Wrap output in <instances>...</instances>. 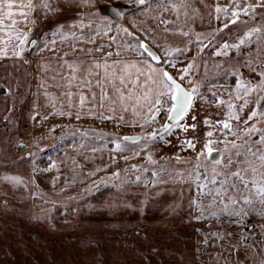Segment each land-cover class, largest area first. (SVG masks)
Listing matches in <instances>:
<instances>
[{"label":"rangeland","instance_id":"obj_1","mask_svg":"<svg viewBox=\"0 0 264 264\" xmlns=\"http://www.w3.org/2000/svg\"><path fill=\"white\" fill-rule=\"evenodd\" d=\"M35 20L0 61V264H264V0H37ZM38 52L147 59L149 113L50 114Z\"/></svg>","mask_w":264,"mask_h":264},{"label":"crops","instance_id":"obj_2","mask_svg":"<svg viewBox=\"0 0 264 264\" xmlns=\"http://www.w3.org/2000/svg\"><path fill=\"white\" fill-rule=\"evenodd\" d=\"M36 5L37 0H0V61L18 60L30 50L36 23ZM41 47H37L40 52ZM38 53L34 56L39 58L36 62L37 90L41 105L47 107L50 114L62 116L66 120L70 118L67 116L76 114L78 118L122 120L132 124L149 113L150 65L145 66L147 82L142 77V85L136 86L138 82L135 78L122 76L120 72L133 73L142 65L104 59L102 56L58 57ZM147 61H144L143 66ZM145 67L142 69L145 70ZM145 84L146 92L143 90ZM138 87L142 88H139L142 101L135 108Z\"/></svg>","mask_w":264,"mask_h":264},{"label":"water","instance_id":"obj_3","mask_svg":"<svg viewBox=\"0 0 264 264\" xmlns=\"http://www.w3.org/2000/svg\"><path fill=\"white\" fill-rule=\"evenodd\" d=\"M35 44V40H33L30 44V46L32 47L33 45ZM143 50L145 51V53L156 63V64H160L161 63V57L160 55L158 54V52L149 44H145L143 46ZM177 86V89H178V94L176 96V100H175V110H174V113H173V119L177 120L180 116H182V114L184 113V111L189 107L187 105H182V100H181V96L182 94L185 95V91L183 90L180 94V90L178 88V84L176 85ZM188 96V100L186 98V102L190 103V100L192 99V96L190 94H186L184 96L187 97ZM177 108H181L182 112H179V114L177 113Z\"/></svg>","mask_w":264,"mask_h":264},{"label":"bare ground","instance_id":"obj_4","mask_svg":"<svg viewBox=\"0 0 264 264\" xmlns=\"http://www.w3.org/2000/svg\"><path fill=\"white\" fill-rule=\"evenodd\" d=\"M177 84H178V88H179V90H180V94L183 93V92H182L183 90L185 91L186 94H189V93L187 92V90L185 89V87H184L181 83H176V85H177ZM186 94H185V95H186ZM185 95L182 94V96H181L182 105H184V106L187 105V106L190 107L191 103L186 102V98H187V100H188V96L184 98ZM176 110H177V113H178V114H179V112H182L181 108H177ZM185 112H186V110L184 111V113H185Z\"/></svg>","mask_w":264,"mask_h":264}]
</instances>
